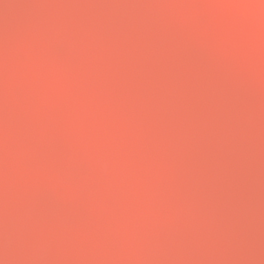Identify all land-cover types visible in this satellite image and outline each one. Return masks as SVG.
<instances>
[{"label": "clouds", "instance_id": "clouds-1", "mask_svg": "<svg viewBox=\"0 0 264 264\" xmlns=\"http://www.w3.org/2000/svg\"><path fill=\"white\" fill-rule=\"evenodd\" d=\"M0 264H264V0H0Z\"/></svg>", "mask_w": 264, "mask_h": 264}]
</instances>
